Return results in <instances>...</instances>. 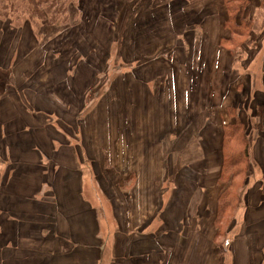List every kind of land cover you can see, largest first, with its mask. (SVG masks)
Masks as SVG:
<instances>
[{
	"label": "crops",
	"instance_id": "0c3cea01",
	"mask_svg": "<svg viewBox=\"0 0 264 264\" xmlns=\"http://www.w3.org/2000/svg\"><path fill=\"white\" fill-rule=\"evenodd\" d=\"M148 6L155 16L142 15L122 32L119 27L113 31L109 15L114 22L117 17L111 13L95 15L84 24L102 47L121 36L125 50L136 27L140 32L134 35L154 31L148 46L137 52L128 47L132 56L126 61L132 68L125 77L130 88L123 95L145 111L150 98L168 88V104L156 112L160 120L153 129L144 123L128 129L126 122L121 125L123 142L130 149L122 145L118 157H113L110 146L103 149L105 156L97 150L96 138L89 149L84 129L81 139L66 133L58 126L65 122L64 116L58 112L55 117L59 100L37 91V86L44 91L55 82L53 93L64 101L61 84L69 81L70 74L72 82L83 77L82 86L76 85L72 93L85 94L90 79L82 72L77 76V64L51 53L48 59L54 69L45 72L31 93H27L30 82L20 87L15 71L11 75V67L0 66L10 72L9 77L0 76V90L14 84L18 91L0 92V264H264V64L260 72H253L256 55L247 66L237 67L240 57L221 46L231 35L224 0H154ZM186 21L187 31L195 30L193 47L185 43L182 54L173 50V43L161 53L153 49L160 32L170 35ZM174 40L177 44V37L168 41ZM0 61L10 62L1 57ZM141 62L165 65L171 78L157 82L159 87L148 84ZM231 108L237 117L230 115ZM115 115L124 117V107L120 116ZM237 118L248 137L253 132L254 140L249 137L250 171L242 203L226 234L236 232L232 254L226 259V252L221 259L219 248L225 237L216 240L214 222L224 191L218 185L221 151L224 129ZM119 164L125 172L138 173L135 187L121 197L109 185L107 174Z\"/></svg>",
	"mask_w": 264,
	"mask_h": 264
},
{
	"label": "rangeland",
	"instance_id": "374dc122",
	"mask_svg": "<svg viewBox=\"0 0 264 264\" xmlns=\"http://www.w3.org/2000/svg\"><path fill=\"white\" fill-rule=\"evenodd\" d=\"M152 1L154 0H75V3L70 7L71 14L69 15V22L67 24L64 23V25H62L63 23H59V26H46L44 23L40 25L29 22L27 10L25 8L26 5H23L21 6V11L17 14L14 13L11 15L10 19H14L13 21L0 20V57L10 61H0V66L11 67V75L15 71L16 76L18 75L21 80L20 87L26 88V83L30 82L31 86L27 90V93H31L37 86L36 84L39 83L40 78L46 76L45 72L53 71L55 64L49 62L48 59V55L51 53H54L55 56L58 55L57 58L63 57L67 61H71V64H77V76L79 72H82L83 76L90 79L88 81L89 87L85 94L79 96L72 93V89H74L76 85L77 89L82 86L81 79H83V77H77V80L72 82L71 79H69L70 74H67L66 77L69 81L61 84V86H63V92L61 91L62 96L65 97L66 95L64 101L60 100L53 93L56 91L53 86H57L55 82L52 84L50 82L45 86L46 89L44 91L39 89L40 86H37L39 87L37 91L38 93L50 95V98L54 97L59 100L60 103L55 108V117L58 112L64 116L65 122L60 121L58 126L63 128L66 133L73 132L75 135L77 134L79 136V139H81V132L84 129L85 134L83 139L89 149L92 140L96 138L98 143L97 150H101L105 156L103 149H105L106 146H110L112 147L111 150L113 157H118L119 153L123 150L122 145L125 146L126 151L130 149L128 143H126L125 140L123 142L122 134L124 133L121 132V125L123 126L126 122V129H128L129 125L138 128V126H141L144 123V126L149 125L153 129L156 123L160 120L159 114L156 115V112L158 109H161L162 111L161 107L168 104L166 100V97L168 96V88H166L164 92L160 91L159 96L156 93V97L155 95L153 97L154 100L150 98V103L147 104L148 107L145 111H141L138 102L135 104V100H130V97L123 95V92H127L128 87L130 88L129 82L125 77L127 75L125 72L132 68V66H128L130 63L127 62L129 61L128 56L131 52L128 47L134 50V52H137L142 47L148 46V36L153 37L154 31L148 32V36H146V34L143 35L142 33L134 35L135 32H140V29L136 27V31L131 32V40L128 42L127 50H125V47H122L121 44V36L114 41L109 40L108 47H102L100 43L95 41L92 31L90 33L89 28L84 29L83 25L87 19L90 22V18L95 15L111 13L117 17L116 22H114V16L109 15V18L114 20L113 22L110 21L113 23L111 24L113 31L117 32L119 27V32H122V29L128 22L133 26V22L142 15H145L147 18L155 16L156 11L153 10L152 6H148ZM106 8H108V10ZM113 9L116 13L112 12ZM145 11L150 14H147ZM169 11L170 5L168 7V12ZM165 13V15H169V13ZM175 14L176 13L173 11L171 15ZM118 16L120 20H118ZM123 19L127 20L123 21ZM151 20L154 21L153 19ZM110 22L107 21V24L110 25ZM193 22L194 21L192 20V24ZM77 23H80L79 29H77ZM198 23H200V20H198ZM189 25L190 23L187 21L181 25L177 24V28L170 31V35L167 33V36L160 32L159 43H157L158 46L153 49H156L161 53L164 49H168L169 45L173 43V50L182 54L181 49L185 46V43H188V46H192L195 41V30L187 31ZM179 36L181 37L180 40H185L186 36H188V40L181 42ZM102 37L106 39L104 36ZM175 37L178 39L177 44L175 40L168 41L170 38L175 39ZM252 39L254 40L253 45L243 46L245 51L241 49L235 53L240 57L238 63L236 61V66H247L249 61L257 55L256 65L253 72L258 73L262 69V64H264V28L261 26V23H258L255 26ZM94 41L97 44H94ZM135 46H139V48H136ZM80 47L84 50H90L92 47L96 49H93L91 54L82 52L79 55V53L74 50ZM162 48L163 50H161ZM41 50L44 51L41 52ZM72 51L75 53V58L74 54H71L73 53ZM124 52H126V56H124ZM192 55H194V51H192ZM160 59L164 60V62H169L167 56H161ZM81 60L83 62L88 61L84 63L85 65H81ZM145 63L141 62V64H144L143 66H146V73H143L142 69L141 74L142 78H145V80L149 82L148 84H151L154 87H159L160 84L157 82L162 79L167 81L171 78L169 73L166 74L165 65L161 63L146 65ZM27 68L31 69L26 70ZM158 70L159 72L165 70L164 74L161 75L157 73L151 77L150 74L155 73ZM1 75H7L9 77L10 72L7 71V69L0 70V76ZM29 75L30 77L28 78ZM260 77L261 75L258 76V78ZM132 84L133 83H131V86ZM11 85L12 86L7 89L4 88V90H0V92H3L2 95L18 92L16 86L14 84ZM138 90L140 91V86H138ZM68 95H71L70 100H67V97H69ZM121 97L124 103H122V100L120 99ZM139 100L140 99L137 101ZM122 107H124V117L120 116ZM186 111L188 112L191 110L186 109ZM115 112L121 117V121L119 120L120 117L115 115ZM185 116L188 118V115ZM122 119H124V121ZM155 134L157 133L154 132L153 135ZM164 136L165 135H163V138ZM249 137L251 141L254 140L252 131ZM102 164H104V161H102ZM121 169L122 166L120 164L118 167L115 165L113 170L107 173L110 177L109 185L115 188V191L119 193L120 197L123 193H126L127 190L131 191L135 187L138 174L136 171L128 173V171L125 172V168ZM152 173L154 174L155 171H152ZM98 179L100 180V177ZM149 180L150 179H148L146 183H148ZM152 181L156 182V180ZM166 187L169 189L168 184ZM122 189H124L125 192H122ZM123 198L125 197L123 196ZM106 207L108 210H111L109 202H107ZM110 219H112L111 216ZM232 224L233 222L231 223V226ZM231 226L227 230V233L231 229ZM237 231H239L238 228ZM225 234L226 233H223L218 236L216 240L218 239L222 242ZM235 235L236 232H230L228 236L223 239L219 248L220 252L221 248L224 249V251L221 252V259L226 252V259L231 256L232 243Z\"/></svg>",
	"mask_w": 264,
	"mask_h": 264
},
{
	"label": "trees",
	"instance_id": "16d2710c",
	"mask_svg": "<svg viewBox=\"0 0 264 264\" xmlns=\"http://www.w3.org/2000/svg\"><path fill=\"white\" fill-rule=\"evenodd\" d=\"M74 3L75 0H0V20L13 21L14 19H10L11 15L17 14L21 11V6L26 5L29 22L40 25L44 23L46 26H59V23L64 25L69 22L70 7ZM224 5L228 15L226 28L231 35L222 40L221 46L235 54L241 49L244 50L243 46L253 45V32L258 23L264 28V0H224ZM79 26L80 23L77 24V27ZM74 51L79 55L86 53L85 51L90 53V50L81 48ZM230 115L237 117L236 109L231 108ZM223 138V165L218 185L224 187V191L219 197L214 221L218 236L227 234L235 219V213L241 205L251 160L247 129L238 118L235 123L225 127ZM223 251L221 248V252Z\"/></svg>",
	"mask_w": 264,
	"mask_h": 264
}]
</instances>
